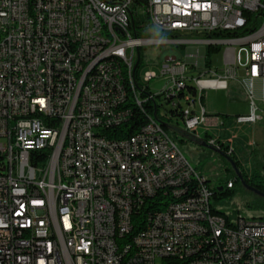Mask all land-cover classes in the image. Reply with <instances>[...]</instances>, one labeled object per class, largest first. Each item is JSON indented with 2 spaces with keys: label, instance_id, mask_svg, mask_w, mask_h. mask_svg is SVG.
<instances>
[{
  "label": "built area",
  "instance_id": "2783aa9c",
  "mask_svg": "<svg viewBox=\"0 0 264 264\" xmlns=\"http://www.w3.org/2000/svg\"><path fill=\"white\" fill-rule=\"evenodd\" d=\"M141 14L166 38H145ZM163 42L202 46L203 71L169 51L142 80L141 47ZM222 45L223 68L206 66L207 46ZM230 80L250 104L236 121L263 120L264 0H0V264H264V218L215 211L208 179L161 122L114 132L150 102L193 135L209 119L204 91Z\"/></svg>",
  "mask_w": 264,
  "mask_h": 264
},
{
  "label": "rangeland",
  "instance_id": "374dc122",
  "mask_svg": "<svg viewBox=\"0 0 264 264\" xmlns=\"http://www.w3.org/2000/svg\"><path fill=\"white\" fill-rule=\"evenodd\" d=\"M141 21H144L145 38H166L165 34L158 33L151 35L149 30H153V26L147 20L146 16L141 14ZM139 18L137 17V20ZM227 45H222L220 50L212 56V66L218 69L223 68V55ZM178 51L183 53L184 50L177 44L163 42L160 44H146L141 47V63L139 73L143 80V74L148 71H156L160 74L162 63L165 61L164 55L169 51ZM194 72H202V68H195ZM207 77H213L212 74H207ZM243 76L242 72L239 77ZM166 84L164 76L154 78L149 82L150 90L159 92ZM244 86L237 80H230L228 89L209 88L204 91V104L206 111L210 116L226 115L228 122L226 125H200L193 133V136L200 135V139L206 137V133L218 138L221 142H225L229 147L234 148V156L241 162L245 171L250 173L253 169L252 151L258 149L261 157L264 158V119L257 123H238L237 115H246L250 112V105L245 110L240 103H244L245 99L249 101ZM231 99V100H230ZM236 104L232 112L225 110H216L215 106L226 107L229 103ZM260 105L264 107V102L260 101ZM214 111V112H213ZM170 136L176 141L180 150L189 162L206 176L212 188L217 187L221 182L224 183L232 176V171L229 169L233 166L231 160L224 154L216 150L203 146L201 140L190 138L184 133L186 131L185 121L181 118H173L167 121ZM191 133V132H189ZM203 141V140H202ZM208 143V142H207ZM212 146V145H211ZM214 147V146H213ZM231 155V154H228ZM230 162V163H229ZM238 194L232 200H217L214 197L211 202L215 209L233 217L242 214L247 219L264 217V195L250 189L248 186L237 185ZM259 205V206H257Z\"/></svg>",
  "mask_w": 264,
  "mask_h": 264
},
{
  "label": "trees",
  "instance_id": "16d2710c",
  "mask_svg": "<svg viewBox=\"0 0 264 264\" xmlns=\"http://www.w3.org/2000/svg\"><path fill=\"white\" fill-rule=\"evenodd\" d=\"M136 1L137 3H145V4L147 3V0H136ZM136 26H137V22L135 21V28ZM248 31L249 28L244 27L241 30H237V31L214 32L213 34H211V36L230 37V36L242 35L247 33ZM219 50L220 47L207 46L205 52L206 66L210 67L212 65V56L214 53L218 52ZM145 107L148 108L146 112L136 110L132 118L127 123L118 127L116 131H114L115 135L119 137H130L138 133L145 125H147L152 117L154 119H157L159 122H161L167 133H169L168 132L169 125L167 123L168 119L164 118L161 114H159V111L150 102L146 103ZM187 135L190 138H195L191 134H187ZM207 137H211V135L209 133H206V137L203 140L204 142H207ZM219 141L221 142V140ZM220 146H221L220 150L224 154L228 155L227 151L229 149V146L222 143ZM228 156L234 160L237 169L239 170V173L242 175V178L245 181V183L252 187L257 188L258 190L264 193V158L261 157L259 150L254 149L252 151L253 169L250 173H248L247 171H245V169L242 168V166L240 165L241 162L234 156V153ZM229 169L232 171V176L228 178L224 183L221 182L217 187L213 188V192H214L213 197L217 200H224V199L232 200L238 194L237 185L239 184L242 185L241 178L238 176L234 166H230ZM229 181L233 182L232 187L228 186ZM246 184L244 185L247 186ZM161 203L162 202H157V206ZM214 210L218 211L217 209ZM219 212L225 214L221 211Z\"/></svg>",
  "mask_w": 264,
  "mask_h": 264
},
{
  "label": "crops",
  "instance_id": "0c3cea01",
  "mask_svg": "<svg viewBox=\"0 0 264 264\" xmlns=\"http://www.w3.org/2000/svg\"><path fill=\"white\" fill-rule=\"evenodd\" d=\"M185 37L191 39V34L186 35ZM179 47L184 50V56H183V53L175 51V50H172L171 53H172V55H173V57L175 59L183 60V61H185L187 63L188 70H189L190 74H191V67H192L193 70H196L195 68H197V67H199V68L203 67V63H204L203 57L196 56V54L204 55V50H203L202 46H200L199 44H191V42H189V43H185V44H179ZM256 85L259 86L260 83H257ZM247 102H249V101L246 98L244 103H240V105L243 106V108L245 110L248 109V103ZM211 106H215V108H217L216 110H225L227 112H232V110L234 109L236 104H233V102H232V103H229L226 107H221V106L220 107L219 106L216 107V104L212 103ZM228 119L229 118H227L226 115H224V116H222V115H220V116H210L209 115L208 122L205 125H210V126H213V125H226L227 122H228ZM198 136H200V135H198ZM211 137H213V136H211ZM207 138H210V137H207ZM214 138H216V137H214ZM198 139L201 140L200 138H197V140ZM201 142H202V140H201Z\"/></svg>",
  "mask_w": 264,
  "mask_h": 264
},
{
  "label": "bare ground",
  "instance_id": "6f19581e",
  "mask_svg": "<svg viewBox=\"0 0 264 264\" xmlns=\"http://www.w3.org/2000/svg\"><path fill=\"white\" fill-rule=\"evenodd\" d=\"M91 10H99V3H91ZM120 68L123 71H126L125 77V88H127L128 93L131 94V98L139 97V90H136V73L135 69H130V55H123V59H120ZM155 124V119L152 117L147 125ZM197 202H205L204 194H196ZM162 202L157 207L162 208V210H169V203L166 201H157Z\"/></svg>",
  "mask_w": 264,
  "mask_h": 264
},
{
  "label": "water",
  "instance_id": "95a60500",
  "mask_svg": "<svg viewBox=\"0 0 264 264\" xmlns=\"http://www.w3.org/2000/svg\"><path fill=\"white\" fill-rule=\"evenodd\" d=\"M201 144H202L203 146L210 147V148L216 150L217 152H220V153L224 154L219 148H217V147H213V146L209 145L207 142L202 141ZM224 155L227 156V157L231 160V162H232L234 168L236 169V172H237L238 176L241 178L242 183H243V184H246L245 181H244L243 178H242V175L239 173V170L237 169V166H236L234 160L231 159L228 155H226V154H224ZM246 185H247L250 189H252V190H254V191H256V192H258V193L264 195V193L261 192L260 190H258L257 188L252 187V186H250V185H248V184H246Z\"/></svg>",
  "mask_w": 264,
  "mask_h": 264
}]
</instances>
